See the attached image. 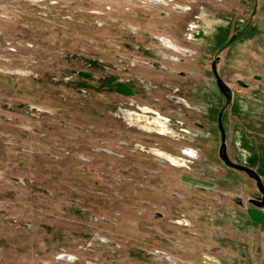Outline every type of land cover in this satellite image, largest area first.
<instances>
[{"label": "rangeland", "instance_id": "374dc122", "mask_svg": "<svg viewBox=\"0 0 264 264\" xmlns=\"http://www.w3.org/2000/svg\"><path fill=\"white\" fill-rule=\"evenodd\" d=\"M262 195L264 0H0V264H264Z\"/></svg>", "mask_w": 264, "mask_h": 264}, {"label": "crops", "instance_id": "0c3cea01", "mask_svg": "<svg viewBox=\"0 0 264 264\" xmlns=\"http://www.w3.org/2000/svg\"><path fill=\"white\" fill-rule=\"evenodd\" d=\"M210 5V4H209ZM203 38L204 39H206L207 40V42H205L203 45H202V47H201V49H200V51L199 52H196L195 50H193V51H191V50H188L187 52H186V50H185V48L183 49L182 48V52L184 53H190V54H200L201 53V55H202V61H206V60H208V58L212 55V54H215V52H219V51H221L222 50V48H223V46H224V43H225V41L227 40V38L228 37H226V38H224L223 36H222V33H221V31H218V30H210L209 31V33H206V34H203ZM235 52L232 50V53H231V55H232V60L233 59H235V60H237L238 59V56H239V52H238V48L237 47H235ZM229 52H230V50H229ZM226 51H224V53H222L223 54V56H221L220 57V60H219V62H218V58L217 57H215L214 58V60H216L217 62H216V64L218 63H223V62H225L226 60H225V56H226ZM234 55H235V57H234ZM253 56H255V55H253ZM194 57V56H193ZM182 61H184V60H182ZM213 62V61H212ZM211 62V63H212ZM234 62V61H233ZM211 63H210V65H209V67L212 69V73L214 72V67H215V65H214V67H211ZM188 66H189V69H190V71H191V74L192 75H194V77H201V73H199L198 75L196 74V72L195 73H192V64H188ZM201 68H203V66H201ZM188 69V70H189ZM204 69V68H203ZM143 74L145 75V76H147V75H152L153 77H156V78H159V79H162V76L160 75V73L159 74H157V75H153L152 74V72H146V71H144L143 72ZM202 80H205V82H206V85L208 84V75L204 72V77H202ZM183 83H185V81L186 80H181ZM189 81V80H188ZM216 83V82H215ZM224 85L227 87V85L224 83ZM184 86H188V89H189V91H190V97L192 98V96L194 97L195 96V100L193 99V102L195 101V102H201V101H203V100H201V98H202V95L203 94H207V92H206V86H202L201 85V87L197 90H193L192 89V87L190 86V85H184ZM217 86V85H216ZM228 88V87H227ZM229 89V88H228ZM218 90V89H217ZM229 91L231 92V90L229 89ZM218 92H219V90H218ZM195 95H194V94ZM220 93V92H219ZM221 94V93H220ZM222 95V94H221ZM190 97L188 98V97H184L182 100H183V102H191L192 100L190 99ZM222 97L224 98V96L222 95ZM231 97H232V92H231ZM230 97V98H231ZM225 99V98H224ZM227 100V99H226ZM229 100V99H228ZM198 127H200L201 128V125H198Z\"/></svg>", "mask_w": 264, "mask_h": 264}, {"label": "water", "instance_id": "95a60500", "mask_svg": "<svg viewBox=\"0 0 264 264\" xmlns=\"http://www.w3.org/2000/svg\"><path fill=\"white\" fill-rule=\"evenodd\" d=\"M216 60H213V62L211 63V67H214V65L216 64ZM216 85H217V88L219 90V92L224 96L225 99H230L231 97V92L229 91V89L224 85V83L221 81V80H216ZM223 158V156H222ZM242 171L245 172V174L250 178L252 179L253 181L256 182V186L259 190V192L262 194L263 193V190H262V187L259 183V178L249 169H245V168H242ZM248 204L251 205V206H254L256 208H262L264 210V195H262L260 201H255V200H248Z\"/></svg>", "mask_w": 264, "mask_h": 264}, {"label": "bare ground", "instance_id": "6f19581e", "mask_svg": "<svg viewBox=\"0 0 264 264\" xmlns=\"http://www.w3.org/2000/svg\"><path fill=\"white\" fill-rule=\"evenodd\" d=\"M165 43L167 44V46H168L169 48H173V49H177V50H178V48H176L175 46H173L172 43H170L169 41H166ZM143 112L145 113V111H143ZM157 154H158L159 156H161V157H165V156H163V155L160 154V153H157ZM165 158H167V157H165ZM167 160L171 161L173 164H176V162L173 161V160H171L170 158H167Z\"/></svg>", "mask_w": 264, "mask_h": 264}, {"label": "flooded vegetation", "instance_id": "af4514ba", "mask_svg": "<svg viewBox=\"0 0 264 264\" xmlns=\"http://www.w3.org/2000/svg\"><path fill=\"white\" fill-rule=\"evenodd\" d=\"M180 49H181V48H180ZM173 50H174V49H173ZM178 51H179V50H178ZM181 51H183V50L181 49ZM175 102H176V103H182V104L185 103V102H183L182 99H175ZM139 110H140V109H139ZM140 112H141V111H140ZM127 115H129V112L127 113ZM183 154H186V155H188V156L193 155L191 151H183Z\"/></svg>", "mask_w": 264, "mask_h": 264}]
</instances>
